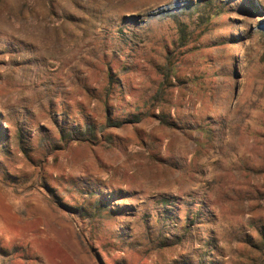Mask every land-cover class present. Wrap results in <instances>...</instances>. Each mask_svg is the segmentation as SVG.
Returning <instances> with one entry per match:
<instances>
[{"label": "rangeland", "instance_id": "374dc122", "mask_svg": "<svg viewBox=\"0 0 264 264\" xmlns=\"http://www.w3.org/2000/svg\"><path fill=\"white\" fill-rule=\"evenodd\" d=\"M0 264H264V0H0Z\"/></svg>", "mask_w": 264, "mask_h": 264}, {"label": "trees", "instance_id": "16d2710c", "mask_svg": "<svg viewBox=\"0 0 264 264\" xmlns=\"http://www.w3.org/2000/svg\"><path fill=\"white\" fill-rule=\"evenodd\" d=\"M76 140L78 139V138H75ZM80 139V138H79Z\"/></svg>", "mask_w": 264, "mask_h": 264}]
</instances>
